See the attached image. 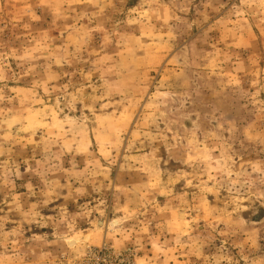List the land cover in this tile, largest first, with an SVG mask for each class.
I'll return each instance as SVG.
<instances>
[{
    "label": "rangeland",
    "instance_id": "374dc122",
    "mask_svg": "<svg viewBox=\"0 0 264 264\" xmlns=\"http://www.w3.org/2000/svg\"><path fill=\"white\" fill-rule=\"evenodd\" d=\"M0 264H264V0H0Z\"/></svg>",
    "mask_w": 264,
    "mask_h": 264
},
{
    "label": "bare ground",
    "instance_id": "6f19581e",
    "mask_svg": "<svg viewBox=\"0 0 264 264\" xmlns=\"http://www.w3.org/2000/svg\"><path fill=\"white\" fill-rule=\"evenodd\" d=\"M71 245V244H70Z\"/></svg>",
    "mask_w": 264,
    "mask_h": 264
}]
</instances>
